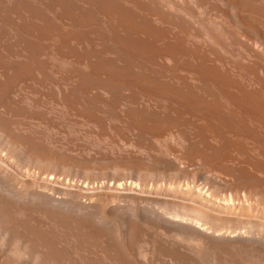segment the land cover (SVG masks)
<instances>
[{"label": "bare ground", "instance_id": "6f19581e", "mask_svg": "<svg viewBox=\"0 0 264 264\" xmlns=\"http://www.w3.org/2000/svg\"><path fill=\"white\" fill-rule=\"evenodd\" d=\"M0 264H264V0H0Z\"/></svg>", "mask_w": 264, "mask_h": 264}]
</instances>
